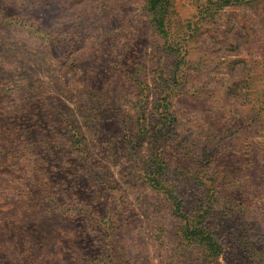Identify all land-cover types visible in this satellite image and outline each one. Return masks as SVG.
I'll use <instances>...</instances> for the list:
<instances>
[{"label":"rangeland","instance_id":"374dc122","mask_svg":"<svg viewBox=\"0 0 264 264\" xmlns=\"http://www.w3.org/2000/svg\"><path fill=\"white\" fill-rule=\"evenodd\" d=\"M161 7L0 0V264H264V0Z\"/></svg>","mask_w":264,"mask_h":264},{"label":"trees","instance_id":"16d2710c","mask_svg":"<svg viewBox=\"0 0 264 264\" xmlns=\"http://www.w3.org/2000/svg\"><path fill=\"white\" fill-rule=\"evenodd\" d=\"M163 1L164 0H148V4L150 6V9L157 15L159 16V11H160V8H162V4H163ZM161 20L159 21L161 25H163V21L164 19L163 18H160ZM192 234H198L200 233V229H195V230H192L191 232ZM201 233L203 234L201 237H200V240L202 241H207V245L208 247L214 252L215 255H218L219 254V247H218V243H216L214 240L212 241V238L211 236H209L208 234H206L205 231H201Z\"/></svg>","mask_w":264,"mask_h":264}]
</instances>
